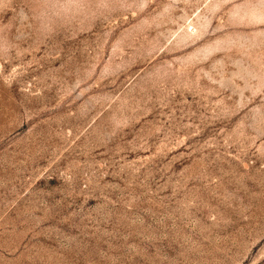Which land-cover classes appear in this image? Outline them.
Segmentation results:
<instances>
[{"label":"rangeland","instance_id":"rangeland-1","mask_svg":"<svg viewBox=\"0 0 264 264\" xmlns=\"http://www.w3.org/2000/svg\"><path fill=\"white\" fill-rule=\"evenodd\" d=\"M0 264H264V0H0Z\"/></svg>","mask_w":264,"mask_h":264}]
</instances>
